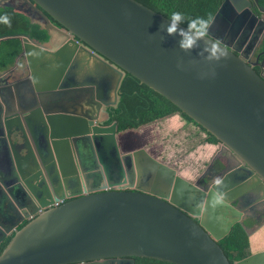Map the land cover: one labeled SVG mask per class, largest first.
<instances>
[{
	"label": "water",
	"instance_id": "obj_1",
	"mask_svg": "<svg viewBox=\"0 0 264 264\" xmlns=\"http://www.w3.org/2000/svg\"><path fill=\"white\" fill-rule=\"evenodd\" d=\"M249 3L224 0L185 50L189 27L166 34L168 17L137 0H0L47 36L21 35L28 67L16 83L0 80V244L13 234L0 264H264V250L230 263L218 244L264 203V77L212 32L248 27ZM125 73L212 134L221 167L236 165L190 181L144 147L122 150L106 121ZM116 168L125 187L111 181Z\"/></svg>",
	"mask_w": 264,
	"mask_h": 264
},
{
	"label": "trees",
	"instance_id": "obj_2",
	"mask_svg": "<svg viewBox=\"0 0 264 264\" xmlns=\"http://www.w3.org/2000/svg\"><path fill=\"white\" fill-rule=\"evenodd\" d=\"M149 8L163 14L166 17H170L174 11H180L185 14L183 25L190 27L191 21L197 17H203L206 20L211 21L215 12L217 11L222 0H137ZM264 4V0L262 2ZM7 15L10 18V25L0 23V37H4L0 40V71L9 69L14 63L15 58L20 54L22 50V38L21 35L28 34L33 38L44 40L47 38L46 32L41 30L37 24L30 23L29 19L10 7L0 8V15ZM53 22H55L52 19ZM258 72V71H257ZM110 118L106 121V124L112 122L117 123V138L120 143V148L124 151L136 149L128 147L132 145L135 139H139L137 133H141L142 140L148 142L153 141V134L151 133V126L156 121L167 120L174 126H180L178 129L183 128H196L193 137H182V142L189 144V149L183 154H197L195 150L201 144H208L214 148L212 154H215L220 147V142L209 132H207L202 126L194 122L184 112H182L176 105L170 102L167 98L157 93L147 85L140 82L135 76L125 73L119 86V100L116 106L109 108ZM193 123V124H192ZM145 129L139 132H135L138 129ZM177 131V130H176ZM134 132L131 136H126L125 133ZM204 138H202V134ZM144 135V136H143ZM123 138L126 139L128 144H124ZM133 139V141H132ZM141 144H144L141 143ZM163 142L159 141L153 146L156 149L151 150L153 154L157 156V150L162 149ZM183 151V150H182ZM160 154V153H158ZM183 157V155H181ZM166 164L173 166L172 164L158 158ZM209 162V161H208ZM180 174V173H179ZM183 176L182 174H180ZM185 177V176H183ZM199 175L197 176V178ZM186 178V177H185ZM188 179V178H186ZM190 181H194L188 179ZM27 220L19 225V228L23 226ZM253 223L246 219L244 224L236 223L233 225L230 232L218 241V244L222 248L223 252L227 256L230 263L236 260L242 259L260 247H264V225H262L255 233L248 234V228ZM13 234L7 236V238L0 244V253L9 242ZM260 251V250H259ZM137 264H175L165 260L152 258V257H135Z\"/></svg>",
	"mask_w": 264,
	"mask_h": 264
},
{
	"label": "flooded vegetation",
	"instance_id": "obj_3",
	"mask_svg": "<svg viewBox=\"0 0 264 264\" xmlns=\"http://www.w3.org/2000/svg\"><path fill=\"white\" fill-rule=\"evenodd\" d=\"M223 1L224 0H222V2ZM248 1H250V3L244 7L245 11L247 12H245L243 18L246 21L245 24L248 27H245V25L237 27V30L234 31L235 33L230 34L229 29L232 25L231 21L217 22L214 23L212 32L221 42L225 43L233 52L242 57L247 63L251 64L256 72L258 71L257 73L264 77V4L262 3L263 0H258L259 4L257 5L253 0ZM249 10L251 12H249ZM252 13H255L257 18H253ZM11 73L10 75H12ZM0 80H2V84L9 82L8 78H0ZM215 154L218 155V158H215L213 165L209 162L206 171H204L205 173H202L208 178H211L210 182L219 178L222 175L224 169L226 170L236 165L235 160L230 158L227 168L225 166L221 167L218 161H220L219 159H221L224 154H221L220 147ZM119 174L120 171H118L117 168L116 170H111V181L115 184L116 188L125 187V183L121 181ZM200 185L204 184L200 182ZM139 187H141V183H139ZM135 189L136 187H133V190ZM247 219L253 223L250 228L255 229L257 226H259L261 222L264 221V203L260 202L254 205V207L250 210V214L248 215ZM134 264H137L135 257Z\"/></svg>",
	"mask_w": 264,
	"mask_h": 264
},
{
	"label": "rangeland",
	"instance_id": "obj_4",
	"mask_svg": "<svg viewBox=\"0 0 264 264\" xmlns=\"http://www.w3.org/2000/svg\"><path fill=\"white\" fill-rule=\"evenodd\" d=\"M193 124V123H192ZM151 126V133L154 135L153 141L150 142V140L145 141L142 140L141 133H137L139 139H135L132 143V145H128L130 148H134L133 146H136L138 143H143L145 147L153 146V144H156L157 142L161 141L163 142V148L157 150V156L160 159H163L164 161L172 164L175 166L174 168L177 170L178 173L184 174L188 179L196 180L197 176L201 173H204L207 169L208 161H210L211 156L213 155L214 148L212 147L207 153L204 152V150L200 147L196 148L195 150L198 152V154H195L194 152L192 154H183V152H186L189 149L188 142L183 143L182 137L188 136L190 134L191 137H193V140H196V137L192 136L197 132L196 128H183L178 129L180 126H174L170 121L162 120L154 122ZM145 129H138L135 132H139ZM177 130V131H176ZM126 136H131L134 134V132H128L125 133ZM202 134V133H201ZM144 136V135H143ZM202 138H204V135L202 134ZM124 144H128L125 138H123ZM156 149V148H155ZM154 149V150H155ZM183 150V151H182ZM160 153V154H158ZM154 157H156V154H152ZM183 155V157H181ZM157 158V159H158ZM203 161V162H201ZM200 174V175H201Z\"/></svg>",
	"mask_w": 264,
	"mask_h": 264
},
{
	"label": "clouds",
	"instance_id": "obj_5",
	"mask_svg": "<svg viewBox=\"0 0 264 264\" xmlns=\"http://www.w3.org/2000/svg\"><path fill=\"white\" fill-rule=\"evenodd\" d=\"M185 19V14L180 11H174L171 16L167 19V24H162L161 28L163 31L171 35L178 31V25L183 24ZM0 23L9 24L11 23L10 18L5 15H0ZM210 29V21L204 19L203 17H197L195 20L191 21L190 27L185 30H180L182 35V40L180 41V47L182 49H191L199 39L205 36V34ZM219 183V180H217Z\"/></svg>",
	"mask_w": 264,
	"mask_h": 264
},
{
	"label": "crops",
	"instance_id": "obj_6",
	"mask_svg": "<svg viewBox=\"0 0 264 264\" xmlns=\"http://www.w3.org/2000/svg\"><path fill=\"white\" fill-rule=\"evenodd\" d=\"M42 63H43V65H46L47 66V61H46V59H43L42 60ZM27 64H28V62H27V59H26V57H24V56H20V54L15 58V60H14V63L12 64V66L9 68V69H7V70H5V71H1L2 72V74H1V77L0 78H2V79H6V78H8V80H9V82H17L19 79H20V77H22V72H24V69L25 68H27L28 66H27ZM34 64H36L37 65V67L38 68H40L41 67V64L40 63H34ZM86 63L84 62L83 63V65L82 66H84V68H83V70H82V74H84L86 71H87V66L85 65ZM18 65V71H14L13 70V67H16ZM90 65H92V61L90 62ZM92 67V66H91ZM92 69H93V67H92ZM12 72V73H11ZM10 73L12 74V75H10ZM5 86V85H4ZM110 96H111V98H114L113 96V93L111 92L110 93ZM0 104L1 105H3V102H2V100H1V96H0ZM117 141H118V145H120V143H122L121 142V140L119 141V139L117 138ZM139 145H136V146H133L134 148H139V146L140 147H144V148H146V150H148L151 154H153L152 152H151V150H153V149H155L156 147L155 146H149V147H145L144 146V144H141V143H138ZM200 148H202L203 150H204V152H208L211 148H212V146H210V145H208V144H201L200 146H199ZM131 149V148H130ZM5 152H6V147H5V143H4V141L0 138V169H2V170H4V165H5V160H4V154H5ZM216 153H217V151H216ZM197 154H198V152H197ZM216 156V154H213L212 156H211V158H210V161L209 162H211L212 160H213V158ZM4 160V161H3ZM201 162H203V161H201ZM209 162H208V164H209ZM207 164V165H208ZM201 174V173H200ZM200 174H199V176H200ZM2 175V174H1ZM259 250H264V247H260V248H258L256 251H259Z\"/></svg>",
	"mask_w": 264,
	"mask_h": 264
}]
</instances>
